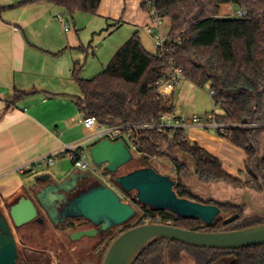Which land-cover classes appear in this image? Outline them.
<instances>
[{"label": "trees", "instance_id": "trees-1", "mask_svg": "<svg viewBox=\"0 0 264 264\" xmlns=\"http://www.w3.org/2000/svg\"><path fill=\"white\" fill-rule=\"evenodd\" d=\"M102 1L29 0L28 3H51L63 8L73 18L77 12L97 15ZM225 5H233L246 12V15L220 18L222 6ZM142 8L149 14L154 9L161 19L170 21L167 39L172 52L162 59L148 52L137 32L115 53L98 77L82 79L76 68L73 77L80 90V96L76 98L79 111L85 119L94 117L105 126H123L127 131H132L140 165L133 166L130 172L142 168L155 171L152 165L155 160L164 158L170 161L175 174L174 191L179 198L218 204L196 195L188 184L191 176L201 185L245 186L264 193V155L261 156L264 142V0H151L149 4H143ZM173 61L182 70L185 81L199 89L209 87L210 91H215L212 96L215 110L211 114L218 124L224 126L216 134L244 152L246 163L242 173L246 174L245 181L228 174L223 163L197 143L191 142L185 131L171 137L158 128H143L145 125L157 124L166 114L175 113L173 97L161 96L155 87L157 82L168 78ZM27 96L23 91H16L13 103L7 108ZM94 145L88 148L89 151ZM114 175L110 174L116 184ZM37 190L34 188L33 191ZM130 205H140L144 215L140 219L135 218L131 226L120 234L146 225V219L150 220L149 224L210 233L240 230L264 223V220H259L261 217L255 215L257 222L233 227L242 218L243 208L233 203H219L220 215L210 226L197 219L180 218L168 211L149 208L135 198ZM233 211L236 212L234 215L239 214L240 217L226 225L225 220L228 218H222L221 215ZM75 222L70 221L67 225L75 227ZM39 226L42 230L45 228ZM120 234L109 242L112 243ZM110 243L105 246L102 260ZM174 249L190 251L195 264H217L225 258H232L234 261L231 264H264V246L214 250L178 242L168 243L163 239L145 248L135 264H166L167 258H174ZM49 263L45 252L29 251L25 246L23 250L19 249L17 264Z\"/></svg>", "mask_w": 264, "mask_h": 264}, {"label": "crops", "instance_id": "crops-1", "mask_svg": "<svg viewBox=\"0 0 264 264\" xmlns=\"http://www.w3.org/2000/svg\"><path fill=\"white\" fill-rule=\"evenodd\" d=\"M28 1L0 0V213L7 218L9 207L23 197L30 198L34 188L39 189V178L42 176L62 181L78 171L70 167L71 160L62 154L50 167L53 173H44L48 166L41 162L45 158L61 154L67 146L89 150L92 145L88 143L90 131L84 126V115L76 104L80 95H73V72L81 65L78 61L81 58L73 54L67 36L72 30L71 25L63 14L57 15L55 5L48 2L30 4ZM133 1L141 4L140 9L147 17L139 11L137 17L133 18L134 14L129 16V0H103L95 16L106 23L126 25L129 22L138 26L145 22L148 28L150 14L142 6L151 0ZM226 12H232V8ZM60 16L70 27L68 31L59 21ZM58 23L63 27L66 38L57 30ZM140 39L150 52L143 38ZM150 53L155 54L156 49ZM190 85L180 90L179 85L169 95L174 102L178 94L180 102L177 105L174 103L175 114L187 119L199 116L196 110H192L195 99L190 100L197 87ZM16 91H23L28 96L7 108L13 103ZM185 134L191 142L219 159L228 174L239 178L234 174L245 169L243 151L217 136L210 128L193 126ZM33 164H36L34 172L26 175L18 172V168ZM35 179L37 182L34 183Z\"/></svg>", "mask_w": 264, "mask_h": 264}, {"label": "water", "instance_id": "water-1", "mask_svg": "<svg viewBox=\"0 0 264 264\" xmlns=\"http://www.w3.org/2000/svg\"><path fill=\"white\" fill-rule=\"evenodd\" d=\"M93 164L105 167L110 174L131 163L134 159L129 147L123 141L113 143L104 140L90 149ZM49 179V176L39 178V181ZM116 184L126 193L136 192L141 204L162 211H168L180 218H190L202 221L210 226L220 215L218 204H203L188 199L179 198L174 191L175 182L170 176L158 174L151 168H143L116 178ZM48 191L43 189L37 195L40 204L50 216L55 226L58 212L51 214L40 200ZM248 203L255 215L264 217V208H259L249 194H245L241 204ZM238 205L239 204H235ZM135 209L121 201L120 197L105 185L91 189L86 194L68 203L62 213L63 223L66 219L83 218L94 225L102 224L101 232L122 226L135 216ZM39 212L32 198L23 197L10 207L9 219L0 213V264H17L19 247L13 229H19L38 219ZM236 214L225 220L231 224L238 220ZM13 225V227H12ZM96 230L77 232L71 236L72 241L83 237H93ZM158 239L168 243L181 244L214 250H238L250 247L264 246V223L240 230L225 232H193L170 225L146 224L132 228L117 236L108 247L102 264H135L141 252ZM167 251V250H166Z\"/></svg>", "mask_w": 264, "mask_h": 264}, {"label": "rangeland", "instance_id": "rangeland-1", "mask_svg": "<svg viewBox=\"0 0 264 264\" xmlns=\"http://www.w3.org/2000/svg\"><path fill=\"white\" fill-rule=\"evenodd\" d=\"M135 3L136 2H132V0H129L128 2L129 16L134 14L133 18L138 16V11L142 12L140 9L141 4ZM56 8L57 15L63 14L71 25L72 30L67 34V36L71 41L73 54L77 55L78 58H81L78 59L81 65L78 66L77 69L79 72L81 71L80 77L82 79L92 80L98 77L110 63L115 53L137 32L139 33V37L143 38L146 43L147 49L150 52L155 51L153 40L147 33L145 22L138 24V26L129 22H127L126 25L111 22L106 23L100 17L82 12H77L72 18L63 8L58 6H56ZM228 8H232V12H226ZM142 14L147 17V15L143 12ZM228 17H238V8L233 5H225L220 14V18ZM142 24L144 26H141ZM57 28L63 37L66 38L67 36H65L66 34L63 31V27L59 23ZM170 28V21L164 20L162 27V33L164 36L169 34ZM72 86L74 88L73 95H80V90L74 77ZM189 86H191L189 82L183 81L178 89L180 90ZM194 90H196V93L194 94V97L190 98V100L195 99L194 108L192 107V110H196L195 113L199 114V116L205 117L207 113H211L215 109L210 95V89L209 87H205L204 89L196 88ZM168 96L163 97L171 98ZM179 102L180 100L178 94H176L174 103L177 105ZM182 104H185L184 101H182ZM187 106L190 108L189 103ZM197 110L203 112H197ZM83 152L86 153L89 162L93 165L90 170L91 173L97 180L100 181L101 185L112 187L126 203H129L134 198L137 199V193L135 191L125 193L119 188V186L113 184V179L111 176L106 174L105 167L99 168L94 166L90 151L87 150V148L83 149ZM263 155L264 142L261 150V156ZM69 165L72 169L74 168L72 163ZM139 165L140 164H138V159L135 155L133 161L121 168L118 173L114 175V178L130 173L133 166ZM152 165L157 173L170 176L172 180L175 178L173 166L170 161L162 158L155 160ZM190 168L192 174V165ZM43 171L47 174L53 173V169L50 167L45 168ZM234 176H237L244 181L246 180V174L243 175L242 172H235ZM35 182H37V179L34 180V183ZM188 184L189 186H192L193 190H195L196 195L221 203L241 204L245 194H249L251 200L257 204L259 208H264V193H258L250 190L249 188H245V186L243 188H233L232 186L226 184L201 185L195 178H192V176L188 180ZM133 208L136 212L135 216L127 224L104 232L102 236L97 235L95 237H87L75 242L70 239L71 234L79 230H89L92 228L91 224L87 223L82 225V221H77L74 223L75 227L68 225L54 226L42 211H40L39 219L34 221L36 222L35 225H30L24 227L23 229L19 228L20 230L13 229V232L15 238L17 240L19 239L17 243L19 244L18 246L20 250H23V247L25 246L29 251L45 252V254L49 257V264H101L102 253L105 250V246L110 243L109 241L111 238L120 234L125 228L131 226V223L135 220V218L140 219L143 217L144 212L141 210L140 205H135ZM6 211L8 213V210ZM235 213L236 212L234 211L228 214L222 213L221 216L226 219L233 216ZM241 214L242 218L236 222L233 227H244L258 221L254 211L248 205L242 208ZM259 220L263 221L264 218L261 217ZM145 222L149 224L150 220L146 219ZM39 225H43L45 228L42 230V227ZM100 240L103 241L102 245H100ZM174 252V258L172 257V260H168L167 258L166 264H195L193 255L190 251L186 249H174ZM233 261L234 260L232 258H225L217 264H231Z\"/></svg>", "mask_w": 264, "mask_h": 264}, {"label": "built area", "instance_id": "built-area-1", "mask_svg": "<svg viewBox=\"0 0 264 264\" xmlns=\"http://www.w3.org/2000/svg\"><path fill=\"white\" fill-rule=\"evenodd\" d=\"M245 15L246 12L244 11H240L238 13L239 17H244ZM150 19L151 21L150 25L147 28V33L154 42V46L156 49L155 54L162 59L172 52L167 36H164L162 33L164 20L157 15L154 9L150 13ZM59 21L64 25L66 31L70 29L62 16L59 17ZM182 81H185L182 70L177 68L175 66V62L173 61L170 64L168 78L164 81L157 82L155 87L161 96H168L175 91V89L180 85ZM214 94V90L210 91L211 97ZM83 123L85 128L90 131V136L88 138L89 144H97L104 140H109L113 143L123 141L129 147L132 155H137V149L132 140L131 130L127 131L123 126H105L98 122L94 117L84 119ZM193 126L210 128L215 132H217L218 130H223L224 127L223 125L218 124L215 121V117L213 114H208L205 117L195 115L191 119H187L174 113L166 114L160 118V121L157 124L145 125L143 126V128H158L159 130L169 133V135L173 137L179 132L186 131ZM62 154L67 155L71 160L74 168L80 172H88L93 167V165L89 162L86 153L83 152V149L81 147L71 146H67L61 154L56 153L48 156L41 163L48 167H53ZM35 169L36 164H33L30 166L18 168V172L21 175H26L30 172H34Z\"/></svg>", "mask_w": 264, "mask_h": 264}, {"label": "flooded vegetation", "instance_id": "flooded-vegetation-1", "mask_svg": "<svg viewBox=\"0 0 264 264\" xmlns=\"http://www.w3.org/2000/svg\"><path fill=\"white\" fill-rule=\"evenodd\" d=\"M106 174H108L110 176V173L107 170H106ZM46 176H48V175H46ZM42 177H45V176H42ZM39 182H40L39 189L37 190V192L33 191L31 194V198L34 200V203L36 204V206L38 208V212H39L38 219L40 217V211H42L45 214V216L48 218V220L54 226H55L54 222L51 220L50 216L47 214V212L44 210V208L40 204L39 200L37 199V195L40 191L48 188V191H45L43 196H41L40 200L45 204L46 208H48V210L50 211L51 214L54 215L55 212H58L59 217L56 220V222H59L58 226H60V225H67L70 221L75 222L76 220H79V219H66L64 223L62 221H60L63 219L62 213L65 212V208L68 206V203L73 201L74 199L78 198L82 194H86L91 189H94V188L101 185L100 181L95 178V176L91 173V171H88V172L76 171L72 176H70V178H68L66 180H62V181H55L49 176V179H44L43 181H39ZM107 187H110V186H107ZM110 188L115 192V190L112 187H110ZM123 192H125V191H123ZM117 195L120 197L121 201L124 202L122 200L121 196L119 194H117ZM124 203H126V202H124ZM131 203H132V200L127 204L130 205ZM247 205H248V203L239 204V206H241V207H244ZM259 217H261V216H259ZM8 219H9V217H8ZM80 220L82 221L81 222L82 225L89 223L92 225V228L89 230H87V229L86 230H79V231L74 232L73 234H75L77 232H82V231L96 230L97 234L95 236H97V235L102 236L103 235L104 232L100 231L102 229V224L94 225L92 222L87 221L83 218H80ZM42 224H44V223H42ZM12 227H13V225H12ZM111 229H113V228H111ZM111 229H109V230H111ZM73 234H71V236ZM71 236H70V239H71ZM95 236H93V237H95ZM83 238H87V237H83ZM100 242H101L100 245H102L103 241L100 240Z\"/></svg>", "mask_w": 264, "mask_h": 264}]
</instances>
